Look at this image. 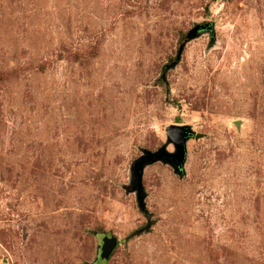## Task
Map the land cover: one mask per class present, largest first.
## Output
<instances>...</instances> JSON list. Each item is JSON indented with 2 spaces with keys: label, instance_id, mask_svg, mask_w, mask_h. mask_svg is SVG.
Wrapping results in <instances>:
<instances>
[{
  "label": "rangeland",
  "instance_id": "rangeland-1",
  "mask_svg": "<svg viewBox=\"0 0 264 264\" xmlns=\"http://www.w3.org/2000/svg\"><path fill=\"white\" fill-rule=\"evenodd\" d=\"M171 124L198 137L183 177L144 167V212ZM106 234L105 264H264V0H0V264H95Z\"/></svg>",
  "mask_w": 264,
  "mask_h": 264
},
{
  "label": "water",
  "instance_id": "water-1",
  "mask_svg": "<svg viewBox=\"0 0 264 264\" xmlns=\"http://www.w3.org/2000/svg\"><path fill=\"white\" fill-rule=\"evenodd\" d=\"M208 31L210 33L211 39L214 38L213 32V24L205 23L194 26L191 30L187 32V34L183 37V43L187 42L190 38L195 37L196 35ZM180 45L179 52H181L183 45ZM177 62V59L169 65H165L162 69V75L167 68L174 65ZM235 125L239 127V120L235 122ZM166 141L155 151L144 150L142 155L139 156L133 163L132 172H133V180L131 188L136 191V199L139 207L142 211L146 212L144 198L145 192L142 186V175L144 171V167L148 164L162 161L167 163L173 167V170L180 177L185 175L184 171V162L187 154L186 144L187 141L197 134L189 127L187 124H171L166 127ZM169 144L173 145L174 151L170 152L167 150ZM114 240L106 235H103L101 239V248L107 247L108 250L103 258H100L95 264H105L108 259L109 254L113 251L109 248L112 247ZM111 245V246H110Z\"/></svg>",
  "mask_w": 264,
  "mask_h": 264
}]
</instances>
